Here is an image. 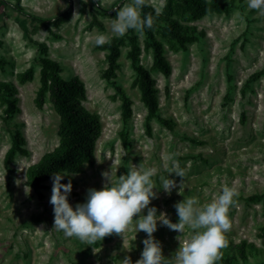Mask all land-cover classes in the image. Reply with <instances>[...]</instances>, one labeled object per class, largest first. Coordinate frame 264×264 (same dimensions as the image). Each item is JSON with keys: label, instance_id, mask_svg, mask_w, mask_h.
Listing matches in <instances>:
<instances>
[{"label": "rangeland", "instance_id": "rangeland-1", "mask_svg": "<svg viewBox=\"0 0 264 264\" xmlns=\"http://www.w3.org/2000/svg\"><path fill=\"white\" fill-rule=\"evenodd\" d=\"M6 1L10 5L0 4V56L6 59L0 80L12 84L10 95L16 98L17 111L9 117L0 103V264H120L127 255L136 261L147 235L138 232L133 222L123 235H107L94 245L67 237L54 228L52 178L38 191L28 185L29 167L60 142V116L49 98L42 109L34 102L42 57L58 61L65 79L83 82L86 97L81 103L99 116L102 126L95 163L84 164L80 172L71 174L69 199L74 206L86 201L89 188L104 186L105 171L116 179L132 163L155 167L154 184L162 187L159 177L168 176L165 162L171 166L175 159L185 177L171 174L178 187L171 194L155 189L158 198L150 206L178 222L175 204L185 196L203 203L217 195L222 185L234 186L236 204L229 211L232 226L225 248L232 251L246 240L259 251H249L248 261L240 262L263 263L264 243L259 233L264 225V13L249 9L246 0H221L231 6L229 10L199 19L175 7L174 17L196 27L201 36L182 48L155 31L172 67L169 76L154 68L152 51L144 49L145 33L134 30L139 36L141 63L155 80L159 116L171 123L152 119L149 133L148 109L134 85L137 74L127 55L130 43L126 40L119 47L121 66L114 78L132 100L133 115L127 123L122 119L121 98L103 76L108 67L106 51L95 44L101 32L108 40L116 36L110 32V22L124 0H20L23 11L15 8L17 0ZM171 2L145 0V5L163 13ZM70 8L69 18L56 25V19ZM30 68L33 78L22 83L19 74ZM18 132L27 153L15 155L6 164L4 155ZM255 196L260 199H252ZM190 231L186 228L183 235L161 223L154 235L162 242L164 255L171 256L179 247L178 237L184 239Z\"/></svg>", "mask_w": 264, "mask_h": 264}, {"label": "clouds", "instance_id": "clouds-1", "mask_svg": "<svg viewBox=\"0 0 264 264\" xmlns=\"http://www.w3.org/2000/svg\"><path fill=\"white\" fill-rule=\"evenodd\" d=\"M246 2L249 9L264 13V0ZM144 6L145 0H124L117 15L111 19L110 32L123 36L130 29L143 34L146 28H153V14H143ZM108 38L107 34L101 32L96 35L95 44L103 45ZM164 167L168 176L159 177L162 187L154 184L153 177L157 169L146 166L143 162L139 165L132 163L128 171L116 179H113L111 171H105L104 186L89 188L86 201L78 202L75 206L69 199L73 190L72 179L67 183L62 182L66 176L72 175L53 172L50 203L54 206V228L67 237H76L88 245H94L107 235H123L129 225L135 222L138 232L142 230L147 234L143 240L141 258L133 261L127 255L120 259V264H216L221 249L227 243L226 233L232 226L229 211L236 204V188L228 184L222 185L217 195L203 203L194 196H185L175 204L179 220L173 222L167 212H160L157 206H150L151 201L158 198L155 189L160 188L171 194L178 187L177 180L171 174L185 177L184 169L175 159H172L171 166L165 162ZM183 190L184 180H181L179 191L182 193ZM26 191L29 192L28 186ZM161 223L183 235L186 228L191 230L186 238L178 237L179 247L171 256L164 255L162 242L154 235Z\"/></svg>", "mask_w": 264, "mask_h": 264}, {"label": "trees", "instance_id": "trees-1", "mask_svg": "<svg viewBox=\"0 0 264 264\" xmlns=\"http://www.w3.org/2000/svg\"><path fill=\"white\" fill-rule=\"evenodd\" d=\"M97 1V0H96ZM172 4L165 7L163 13H157L148 5L143 8V14L152 13L154 17V25L151 29H145V47L146 51L151 50L154 55V68L161 71L165 76L171 74V64L164 55L163 45L156 39L155 31L157 30L170 41L178 44L182 48L187 44L200 40V33L196 27L183 25L174 14L178 11L175 7H183L185 13H191L196 19L202 18L209 13H222L230 9V5L221 0H171ZM19 3V4H18ZM0 4L10 5L6 0H0ZM234 4V3H232ZM15 8L23 11L20 6V0H17ZM71 15L70 10L60 15L56 21V25L64 22ZM95 22L102 27L96 19ZM47 25V21L40 19ZM130 43L128 48V58L137 76L134 85L137 86L141 93V100L148 109L147 129L151 133V120L159 119L165 125L171 126L170 121L162 119L159 116L160 106L155 80L151 72L141 63V49L139 36L130 29L126 35L114 36L105 44L97 46L106 51V60L108 67L103 71V76L108 79L116 89V94L121 98L122 102V119L127 123L133 115L132 100L128 96L122 85L115 80L116 71L120 68V45L125 41ZM6 59L0 56V68H3ZM40 86L36 93L34 102L36 106L42 109L49 98L54 110L60 116L59 124V145L51 152L41 157L40 161L29 167L27 171L28 185L38 191L43 187L45 181L52 178V173L60 171L61 173H77L80 172L84 164L95 163L96 141L101 134L102 126L100 118L97 114L87 110L81 101L86 97V90L83 82L78 78L65 79L62 76V66L60 63L49 57L40 59ZM34 69L30 68L19 74V79L25 83L33 78ZM13 91L12 84L0 80V103L5 105L4 112L7 116H11L17 111L16 98H11L10 93ZM114 96V98L117 97ZM125 143L127 136L122 134ZM24 139L18 132L13 136V143L6 152L5 163L11 164L15 155L26 154L27 150L23 147ZM71 177L66 176L63 183L67 182ZM252 199H260L259 196ZM264 243V225L260 228L259 233ZM258 254L259 249L254 244H248L246 240L237 243L232 247V251L225 247L221 249L220 257L217 260L224 264H243L248 261V252ZM261 264H264L261 263Z\"/></svg>", "mask_w": 264, "mask_h": 264}]
</instances>
